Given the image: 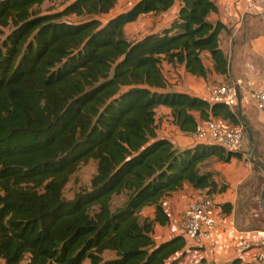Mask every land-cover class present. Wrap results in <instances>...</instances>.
<instances>
[{"label": "trees", "instance_id": "trees-1", "mask_svg": "<svg viewBox=\"0 0 264 264\" xmlns=\"http://www.w3.org/2000/svg\"><path fill=\"white\" fill-rule=\"evenodd\" d=\"M44 1L0 0V262L165 264L186 243L181 233L152 237L168 223L165 198L185 184L222 191L201 165L242 154L203 143L179 149L157 132L160 107L184 135L211 117L242 124L235 109L171 90L162 70L206 77V54L227 74L214 0H133L105 22L118 0H62L57 12L41 11ZM174 6L167 24L125 38L140 15ZM89 161V187L66 199L71 175Z\"/></svg>", "mask_w": 264, "mask_h": 264}, {"label": "crops", "instance_id": "crops-1", "mask_svg": "<svg viewBox=\"0 0 264 264\" xmlns=\"http://www.w3.org/2000/svg\"><path fill=\"white\" fill-rule=\"evenodd\" d=\"M214 3L217 13L212 14L210 19L221 21L226 28L219 33L218 46L227 59V74L216 73L210 59L204 54L203 63L209 69L206 77L188 74L180 67L164 65L173 77L166 79L171 90L199 98H203L204 87L209 82H232L240 96V107L235 108V112L250 132L254 158L264 166V111H259L247 100L251 92L264 88V0H257L260 8L257 14L244 13L242 0H214ZM159 14L157 29L175 17L176 6ZM157 120L158 134L169 139L175 147L183 149L194 144L191 135H184L173 125L168 107L158 109ZM247 144L251 147L246 134L240 159L232 158L228 162L217 160L216 166L201 168L213 172V179L218 185H225L222 191L208 195L185 184L165 198L163 208L169 220L165 225L155 226L152 237L156 242L180 233L183 209L190 200L208 196L220 210L215 232L200 236L198 243L186 242L184 248L172 254L165 264H224L234 257L241 259L240 264L252 262L259 250L257 230L239 228L237 225L241 221L237 208L246 192L244 186L253 173L252 164L245 156ZM225 203L231 206L228 212H222L221 205Z\"/></svg>", "mask_w": 264, "mask_h": 264}, {"label": "built area", "instance_id": "built-area-1", "mask_svg": "<svg viewBox=\"0 0 264 264\" xmlns=\"http://www.w3.org/2000/svg\"><path fill=\"white\" fill-rule=\"evenodd\" d=\"M243 11L248 14L260 12L257 0H242ZM204 100L208 103H221L233 110L240 107V96L232 82H209L204 87ZM256 109L264 111V88L251 92L248 99ZM246 102V100H244ZM192 143L213 144L226 151H242L244 131L242 124H232L222 117L200 120L195 132L190 136ZM219 206L208 196L190 200L183 209L180 233L185 242L198 243L200 236L218 229ZM259 250L252 264H264V230H257Z\"/></svg>", "mask_w": 264, "mask_h": 264}, {"label": "rangeland", "instance_id": "rangeland-1", "mask_svg": "<svg viewBox=\"0 0 264 264\" xmlns=\"http://www.w3.org/2000/svg\"><path fill=\"white\" fill-rule=\"evenodd\" d=\"M62 0H45L43 4L40 6L41 11L43 12H57L62 9L63 4ZM133 3V0H118L115 4L114 8L105 15H102L99 19L102 22H105L109 17L125 10ZM160 14H147L140 15L138 19L125 26L124 28V36L128 40H133L139 38L140 36L152 31L156 30V26L158 25V18ZM69 21H76L79 18L70 16L66 18ZM6 32V29H4ZM165 77L173 79L170 74V70L163 67L162 68ZM251 150V147L247 144L245 156L248 158V153ZM248 160V159H247ZM217 159L211 158L207 162H204L201 165L202 169L212 168L216 166ZM252 164L253 173L252 177L247 180L244 188L246 190L244 197L241 198L239 202V206L237 208V216H241V221L237 224L239 228L244 229H255L262 230L264 228V216L261 214L258 202L250 203V197L252 195L255 183L257 182L258 177H263V173L260 168L256 165ZM95 174V162L89 161L85 164L80 165L77 170L71 175L69 181L67 182L63 195L66 199H71L74 194L81 189H86L90 185V179ZM122 197L118 196L114 198V203L118 204L121 201Z\"/></svg>", "mask_w": 264, "mask_h": 264}, {"label": "water", "instance_id": "water-1", "mask_svg": "<svg viewBox=\"0 0 264 264\" xmlns=\"http://www.w3.org/2000/svg\"><path fill=\"white\" fill-rule=\"evenodd\" d=\"M245 129H246V133L249 137V142L251 145V150L248 153L247 159L251 163L256 165L258 168H260L262 173H263V177H261V176L258 177L249 201H250V203L258 202L261 214L264 216V166L258 160H256L254 158V145H253V142H252V139L250 136V132L247 128H245ZM262 230H264V228Z\"/></svg>", "mask_w": 264, "mask_h": 264}]
</instances>
